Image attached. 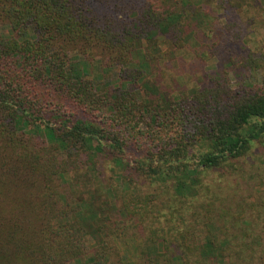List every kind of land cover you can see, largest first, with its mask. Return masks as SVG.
<instances>
[{
	"label": "trees",
	"instance_id": "16d2710c",
	"mask_svg": "<svg viewBox=\"0 0 264 264\" xmlns=\"http://www.w3.org/2000/svg\"><path fill=\"white\" fill-rule=\"evenodd\" d=\"M263 15L264 0H0V264H122L114 238L131 235L138 264H264V180L253 201L200 181L264 150V40L248 45ZM208 54L207 82L167 87L160 63Z\"/></svg>",
	"mask_w": 264,
	"mask_h": 264
},
{
	"label": "rangeland",
	"instance_id": "374dc122",
	"mask_svg": "<svg viewBox=\"0 0 264 264\" xmlns=\"http://www.w3.org/2000/svg\"><path fill=\"white\" fill-rule=\"evenodd\" d=\"M257 16V12L252 8H250V10L248 11H245V13H240L239 15L241 20H244L246 17L257 18ZM261 19H264V15L261 17ZM252 27L253 28H251L250 30L251 32H249L251 34L248 36L250 38L248 45L250 46V50L262 52V50H260L261 47L256 46H260L264 40V27L261 24L259 26L253 24ZM6 29V26L0 25V32L6 31ZM208 42L210 44L211 40L209 39ZM206 50L208 51L207 48ZM76 54V52H72L71 55ZM232 56L233 58L237 59L238 62H240L243 57L241 55V48L236 47L233 51ZM182 58V61L180 59H171L169 61H166L164 64L160 63L165 73L171 75L170 78H168L166 75L165 81L167 87L170 89H182L186 85L190 86L194 83L198 84L202 82H207L208 79L211 78L210 75L215 71V64L213 58H207L206 62L198 60L199 58H196L192 55ZM117 72L118 69L116 68L113 74L111 73L109 75V79H114V77L117 75ZM262 73L264 74V72ZM260 79L261 78L259 71H257V73H252L250 77L251 82H258L260 81ZM236 165L240 166L238 173L233 176L236 179L229 174L224 175L222 172H220V170H214L210 171L207 175H205L206 177L203 176L204 174L200 176V181L210 185L211 189L218 193V195H221V193L223 195L232 194L233 196L231 195V197L235 199H240V196L245 195L248 200L250 199V201H253L254 198H252V195L254 190L257 191L258 189H262L259 185H255V188H253V185L256 182L264 180V150L259 147H256L255 145H252L249 154L243 157L240 161H238ZM194 183H197V180H192V185H196ZM157 185H159L158 182L153 185L145 186L144 190L151 191L152 187H155V189H157ZM216 204H220L218 198ZM246 205L248 206V204ZM194 206H198L196 202L191 203L192 210H194ZM200 211H202V209H200ZM248 211V215H250L251 217H247L250 218L252 222L256 224L257 221L255 218H253L254 215L252 210L249 209ZM244 231L245 234L249 233V235L245 236L246 240L249 241L254 240L255 235H257L258 238L259 235H262V231L260 230V228L256 225L252 226V224L250 226L247 224L246 229H244ZM114 240L122 258V264H138L136 257V249L138 244H140V238L138 237V235L124 237L116 236ZM87 243H91V239L89 237L87 239Z\"/></svg>",
	"mask_w": 264,
	"mask_h": 264
}]
</instances>
